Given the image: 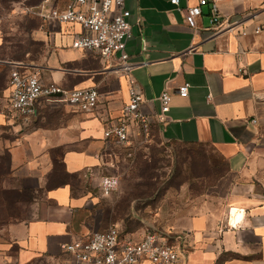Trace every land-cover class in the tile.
<instances>
[{
    "label": "crops",
    "instance_id": "1",
    "mask_svg": "<svg viewBox=\"0 0 264 264\" xmlns=\"http://www.w3.org/2000/svg\"><path fill=\"white\" fill-rule=\"evenodd\" d=\"M179 1L125 0L133 28L127 52L144 110L159 113L161 92L174 94L167 121L155 120L154 128L168 143L216 148L232 176L226 206L202 210L184 226L178 264H264V0H219L220 29L211 23L210 5L190 27L185 9L199 0ZM258 26L263 29L256 33ZM78 31L79 25H44L38 17L33 36L39 51L12 61L0 57V67L22 63L45 83L100 93L92 112L43 99L26 123L7 114L6 81L0 264H76L64 244L111 225L138 237L146 232L105 222L99 179L87 178L106 155L104 131L122 115L129 85L118 63L71 46ZM4 40L0 31V49ZM183 83L190 85L187 97L175 92Z\"/></svg>",
    "mask_w": 264,
    "mask_h": 264
},
{
    "label": "built area",
    "instance_id": "2",
    "mask_svg": "<svg viewBox=\"0 0 264 264\" xmlns=\"http://www.w3.org/2000/svg\"><path fill=\"white\" fill-rule=\"evenodd\" d=\"M32 7L29 11L39 17L43 24L71 23L79 25L80 31L74 34L72 47L83 52H94L106 63L113 66L118 63L129 85V100L125 103L122 115L104 131L109 144L125 146L134 136L149 135L155 120L165 122L171 109L173 92L165 89L158 97L160 112L144 110L146 100L137 88L132 73L133 65L127 52L128 40L132 37L131 12L125 6V0H64L61 3ZM219 0H199L196 5L185 9L186 23L196 27V18L202 14V7L210 5L211 23L220 29L221 11ZM179 5V0H171ZM263 27L258 26L259 33ZM11 63L8 78L10 90L6 111L10 117L29 122L37 112L43 99H56L60 103L83 111H94L100 100V93L94 87L66 89L56 82L45 83L39 74L22 63ZM189 83H183L175 89L181 97L189 95ZM117 176H103L101 187L109 194L119 186ZM186 235L182 232L163 233L147 230L138 237L122 232L118 226L111 225L105 230L92 232L86 238H80L62 247L71 254L76 264H178L181 260Z\"/></svg>",
    "mask_w": 264,
    "mask_h": 264
},
{
    "label": "rangeland",
    "instance_id": "3",
    "mask_svg": "<svg viewBox=\"0 0 264 264\" xmlns=\"http://www.w3.org/2000/svg\"><path fill=\"white\" fill-rule=\"evenodd\" d=\"M44 1L0 0V31L5 38L2 60L39 51L33 36L38 17L29 9ZM62 1L51 0L53 4ZM10 69L0 67V85L2 80L8 82ZM105 154L87 177L99 179L105 222H121L127 231L180 233L194 214L226 206L232 176L226 159L214 147L165 142L153 125L149 135L134 136L125 146L109 144ZM111 175L119 178V186L104 194L101 178ZM74 181L81 186L78 177Z\"/></svg>",
    "mask_w": 264,
    "mask_h": 264
},
{
    "label": "trees",
    "instance_id": "4",
    "mask_svg": "<svg viewBox=\"0 0 264 264\" xmlns=\"http://www.w3.org/2000/svg\"><path fill=\"white\" fill-rule=\"evenodd\" d=\"M6 82H4V80L1 81V85H0V91H3L4 88H6Z\"/></svg>",
    "mask_w": 264,
    "mask_h": 264
},
{
    "label": "bare ground",
    "instance_id": "5",
    "mask_svg": "<svg viewBox=\"0 0 264 264\" xmlns=\"http://www.w3.org/2000/svg\"><path fill=\"white\" fill-rule=\"evenodd\" d=\"M231 223H232V220H231Z\"/></svg>",
    "mask_w": 264,
    "mask_h": 264
}]
</instances>
